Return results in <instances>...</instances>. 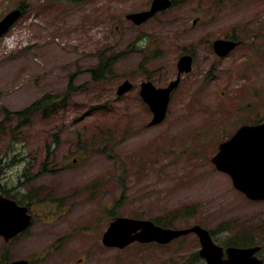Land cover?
Returning a JSON list of instances; mask_svg holds the SVG:
<instances>
[{
  "label": "rangeland",
  "instance_id": "obj_1",
  "mask_svg": "<svg viewBox=\"0 0 264 264\" xmlns=\"http://www.w3.org/2000/svg\"><path fill=\"white\" fill-rule=\"evenodd\" d=\"M151 3L0 0V20L25 8L0 38V162L13 158L30 168L27 188L40 218L32 226V249L34 240H46L34 234L50 227L42 222L54 205L68 211L59 222L64 228L101 221L106 230L119 216L155 218L172 227L217 228L225 240L249 233L250 240H264V203L247 201L212 162L218 145L238 127L237 115L226 130L217 127L223 115L236 112L241 88L221 73L231 68L264 78V0H173L143 25L125 18ZM241 30L244 36L236 37L254 41L255 49L244 44L231 56H217L215 40ZM121 52L108 79H91L89 69L100 56ZM185 53L193 55V69L182 75L166 119L149 126L153 114L140 84L150 79L167 85ZM125 80L134 88L118 96ZM46 94L62 102L54 113L14 114ZM15 167L6 175L16 181ZM116 252L110 264H158L156 256L128 248ZM13 257L10 248L0 264Z\"/></svg>",
  "mask_w": 264,
  "mask_h": 264
},
{
  "label": "flooded vegetation",
  "instance_id": "obj_2",
  "mask_svg": "<svg viewBox=\"0 0 264 264\" xmlns=\"http://www.w3.org/2000/svg\"><path fill=\"white\" fill-rule=\"evenodd\" d=\"M194 21L196 22L197 20ZM245 33V30H241L239 33L233 32L230 37L226 36L224 39H217L234 42L236 45L223 56L215 54L219 57L231 56L233 52L235 53V51L244 44L249 47L252 46V48L255 49L254 41H251L249 45V43L244 42L242 38H238L244 36ZM262 34L256 33L254 36ZM185 54H183V56ZM188 55L191 56L193 63V55ZM258 65L259 64H257V66ZM233 67L235 68L236 65ZM192 69L193 65L190 72ZM224 73H221V75L228 83L232 84V82L237 83L238 81L239 83L237 84L240 85L236 86H240L242 90L241 88L239 90V103L235 108L236 112L233 113V115L230 113H227V115L222 114L224 122L217 125V127L221 129L220 132L226 130V127L230 125L233 119L232 117L237 115V124L235 122V125L238 127L233 134L228 136L226 140L220 144L229 141L242 127H264V78L255 75L254 77H245V75L242 76L231 68L224 70ZM183 74L185 75V73ZM228 74L232 75L233 80H228ZM239 78H243V83L242 81L240 82ZM181 81L182 76H180V81L174 91L178 88ZM218 111L221 110H217L216 112L222 113ZM15 165L16 167L12 174L16 177V181L6 175L7 170L13 168ZM28 171H30V168L26 166V163L19 164L18 162H15L13 158H10V162L4 160H1L0 162V199L11 201L14 204L13 210L15 211L16 209L15 213H19V215H17V223L11 224V227L17 228L13 235L7 237L5 234H0V240L3 242V246L0 248V256L5 257L10 253V248H12L14 254V257L11 258V260L8 261V259H6L7 261H5V264H11L14 261H26V264H53V261L56 264H110L111 259L117 254L116 250H124L126 248H128L131 253L141 254L144 257L150 256L151 258H154L156 256L158 264H229L228 262L231 260L232 252L237 253L238 251H246L245 255L243 254L241 257L245 259V262L247 261L246 264H264V240H250L252 238L251 233L244 234V236L247 237H242L243 240H225L227 236L224 238L220 236L223 233H226L223 232V230L218 233L216 230L217 228L212 229L204 227L199 223L179 228L167 226L155 218L143 219L129 217L135 220L150 221L156 227L164 229L188 230L193 226L199 225L208 231L212 240H210L209 247L207 246V256H204L202 253V242L195 231L174 237L168 242H161L155 236V239L143 238L144 240H151L147 242H141L138 241L141 239H135L136 241L120 248L107 245L103 240L104 234L114 219L109 222L106 230H103L104 223L101 221H83L80 224H72L69 228H64L59 222L65 218L64 214L68 211L64 210L62 205L52 206L54 210L46 216L47 221L45 222L43 220L42 222L49 224L50 227H46L43 232L41 231L34 234L45 236L46 240H34L36 245H33L32 249V237H34L32 236V226L40 218L35 213L34 209H32V189L27 188V184L32 175H30ZM226 174L229 175L227 172ZM5 176L7 182L3 181ZM9 182H13L14 184L10 186ZM241 193L249 202H260L259 204L264 203V198H251L243 192ZM246 200L244 201L246 202ZM1 217L2 216H0V218ZM5 227V224L0 223V228ZM220 228L226 229L228 227L225 226V224H222ZM140 232L142 233V229L133 231L131 234L139 236L141 234ZM143 236L145 238H150L152 235L151 233H146ZM193 236L195 238H192ZM74 238L81 240L82 244L77 240H71Z\"/></svg>",
  "mask_w": 264,
  "mask_h": 264
},
{
  "label": "water",
  "instance_id": "obj_3",
  "mask_svg": "<svg viewBox=\"0 0 264 264\" xmlns=\"http://www.w3.org/2000/svg\"><path fill=\"white\" fill-rule=\"evenodd\" d=\"M171 5V0H153L150 9L129 13L126 15V18L133 21L136 25H141L159 11L169 8ZM21 14L22 11L20 9H15L0 21V37L12 27ZM235 45L236 43L234 42L217 40L214 42V50L218 55L223 56ZM178 68L179 73L190 71L192 68L191 56H182L179 59ZM179 81L180 76L171 82L168 87L162 88L156 87L151 81H144L141 84L140 94L153 112V119L150 125L159 124L165 119L170 93L178 85ZM132 88L133 84L129 80H125L119 85L117 93L118 95H122ZM219 148L220 152L213 158V162L218 169L228 172L233 179L235 187L245 192L249 197L264 198V127H242L234 137L222 143ZM13 205L11 201L0 199V216H2L0 223L6 225L5 228H0V234H5L7 237H11L17 229L16 227H11L12 223H17V215H19V213H15L16 209L15 211L13 210ZM138 229H142V233L140 232L139 236L131 234ZM191 231H195L199 235L203 245L202 253L204 256H207V250L212 238L208 231L201 226H194L188 230H173L156 227L150 221L120 217L111 223L109 229L104 234L103 240L107 245L123 248L136 241L135 239L147 242L151 240L144 239H155L156 237L161 242H168L174 237ZM146 233H151L152 236L145 238L143 235ZM245 252H232L231 260L228 263L246 264L245 259L241 258L243 254L245 255ZM25 262L14 261L11 264H26Z\"/></svg>",
  "mask_w": 264,
  "mask_h": 264
},
{
  "label": "trees",
  "instance_id": "obj_4",
  "mask_svg": "<svg viewBox=\"0 0 264 264\" xmlns=\"http://www.w3.org/2000/svg\"><path fill=\"white\" fill-rule=\"evenodd\" d=\"M73 1L78 2L80 0ZM124 53L125 52H121L111 57L100 56L98 64L89 69L91 79L95 82L108 79L111 74L112 67L119 60V58L124 55ZM61 104L62 102L59 101L57 96L54 97L51 94H46L40 99L34 101L24 110L15 112L14 114L20 118H28L36 113H42L44 116H47L54 113Z\"/></svg>",
  "mask_w": 264,
  "mask_h": 264
}]
</instances>
